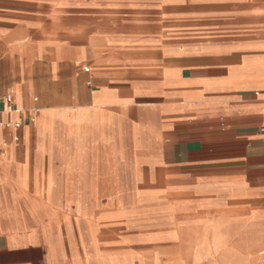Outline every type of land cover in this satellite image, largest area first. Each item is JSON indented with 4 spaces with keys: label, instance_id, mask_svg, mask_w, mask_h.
Here are the masks:
<instances>
[{
    "label": "crops",
    "instance_id": "1",
    "mask_svg": "<svg viewBox=\"0 0 264 264\" xmlns=\"http://www.w3.org/2000/svg\"><path fill=\"white\" fill-rule=\"evenodd\" d=\"M7 94L16 112L0 104V122L23 125L0 159L5 185L31 170L46 193L50 171L69 217L92 194L170 264H239L264 247V0H0ZM20 143L30 168L9 165ZM59 239L0 230V264L111 260L79 263L76 239Z\"/></svg>",
    "mask_w": 264,
    "mask_h": 264
},
{
    "label": "rangeland",
    "instance_id": "2",
    "mask_svg": "<svg viewBox=\"0 0 264 264\" xmlns=\"http://www.w3.org/2000/svg\"><path fill=\"white\" fill-rule=\"evenodd\" d=\"M0 129L3 130L5 135L4 141L7 144L12 142L13 129L4 128L3 126ZM13 147L11 144L8 145L5 157L1 156L2 151H0V159H9ZM24 153L27 154L20 143L19 147L16 148V154L9 160V165L13 167V165L25 163L30 168L31 162L27 160ZM7 173L8 179L11 180H6L8 185L0 181V230L43 233L51 250L56 249V245L60 240L59 237L64 247L68 248L66 236L71 248L75 246V239L81 248H86L84 232H92L90 240L87 239L88 248L83 251L76 245V255L71 258L78 260L79 263L89 260L93 256L92 254L99 256L95 258H111L106 264H132L131 261L118 259L123 257L139 264L171 263V259L162 254L165 248L163 243L149 240L147 230L132 227L120 220L119 222H107L104 218L113 209L105 208L103 204L95 206L90 203L92 199L89 196L92 194H83L86 207L84 212L87 218L69 217V213L62 206V192L55 191L56 187L52 190L53 178L50 171L45 179L46 193L43 179H35L33 171L28 170L27 183L25 175L14 180L13 172L8 170V172H4V175H7ZM0 178L4 180V177ZM129 179H127L128 184ZM40 190L43 192L40 193ZM133 196L134 193L126 194L124 201L128 207L132 203ZM248 211L250 210L248 209ZM86 219H88L89 225ZM254 227L257 235L264 232V224H256ZM57 235L59 237L53 238ZM262 250H264V247L252 251L249 257L240 258L239 264H261V258L257 254ZM225 260L232 263L235 257L229 256ZM203 264H217V262L209 260Z\"/></svg>",
    "mask_w": 264,
    "mask_h": 264
},
{
    "label": "built area",
    "instance_id": "3",
    "mask_svg": "<svg viewBox=\"0 0 264 264\" xmlns=\"http://www.w3.org/2000/svg\"><path fill=\"white\" fill-rule=\"evenodd\" d=\"M0 104L3 106H7V110H6L7 114L16 112L15 109L13 108V96L11 94H7L1 97ZM22 125H23V120L21 118H18L15 122H0V127L3 126L4 128H12L13 131L15 132L19 130ZM18 140H19L18 136L15 135L13 141L17 143ZM261 264H264V257L261 260Z\"/></svg>",
    "mask_w": 264,
    "mask_h": 264
},
{
    "label": "bare ground",
    "instance_id": "4",
    "mask_svg": "<svg viewBox=\"0 0 264 264\" xmlns=\"http://www.w3.org/2000/svg\"><path fill=\"white\" fill-rule=\"evenodd\" d=\"M8 145H9V144H6L5 141H1V142H0V147H1V149L3 150L2 154H1L2 157H5V156H6V152H7L6 150H7ZM140 264H141V263H140Z\"/></svg>",
    "mask_w": 264,
    "mask_h": 264
}]
</instances>
